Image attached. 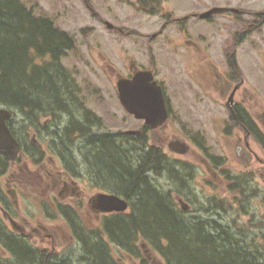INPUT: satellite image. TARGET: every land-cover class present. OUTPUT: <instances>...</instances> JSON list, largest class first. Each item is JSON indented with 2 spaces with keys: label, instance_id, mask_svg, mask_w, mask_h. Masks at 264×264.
Here are the masks:
<instances>
[{
  "label": "rangeland",
  "instance_id": "rangeland-1",
  "mask_svg": "<svg viewBox=\"0 0 264 264\" xmlns=\"http://www.w3.org/2000/svg\"><path fill=\"white\" fill-rule=\"evenodd\" d=\"M20 1L34 14L51 18L58 29L72 37L74 44L61 57V70L73 79L74 85L84 88L82 92L92 107L95 105L87 90H97L98 95L107 99L108 124L112 120L113 102L118 105L115 90L117 73L126 75L132 62L139 67H147L154 57L160 70L166 72L167 88L172 95L168 138H185L190 149L180 155L170 153L165 145L170 156L168 167L164 169H171L174 176L170 177L169 172L152 174L153 184L163 192H169L175 206L184 209L186 218L192 221L216 219L220 224L241 228L260 242L264 240V145L252 135L247 137L251 157L247 158L246 169L245 160L235 151L238 136L242 138L244 133L229 119L224 100L213 88L201 83V77L196 73V59L194 68L188 67L196 74L189 77L190 71L182 69L183 59L173 50L178 46L171 45L173 49L170 50L169 46L161 44L164 36L182 43V39L190 35L201 40L202 44L210 43L208 50H216L219 55L217 65L222 71H228L227 55L234 52L235 66L243 78L238 92L244 98L247 113L264 136V18L261 15L264 0ZM143 1L146 3L142 4ZM214 6H234L244 12L240 15L214 14L209 18L192 17L183 21L181 26L173 22L166 26L156 41H149L148 34L157 31L169 16L202 13ZM104 21L112 23L115 28H107ZM185 28L189 30L186 35L182 33ZM234 41L237 45L233 47ZM63 85L69 86L62 82L61 89ZM61 91V95L66 92ZM14 117L18 119L14 124L17 135L21 136L28 127L23 126L20 119L22 110H16ZM29 119L36 123V116ZM120 124L123 130H127L135 127L136 123L123 109ZM199 142L206 150L200 148ZM132 154L133 151L128 152L130 159ZM200 155L221 157L215 176L204 169L199 162ZM190 170L194 171V176ZM81 172L84 173L85 169ZM83 224L89 229L96 227L94 220ZM70 249L76 261L80 255L78 244ZM112 249L116 257L124 258L119 248L113 246ZM151 257L156 260L153 264H164L156 253Z\"/></svg>",
  "mask_w": 264,
  "mask_h": 264
},
{
  "label": "flooded vegetation",
  "instance_id": "flooded-vegetation-1",
  "mask_svg": "<svg viewBox=\"0 0 264 264\" xmlns=\"http://www.w3.org/2000/svg\"><path fill=\"white\" fill-rule=\"evenodd\" d=\"M192 17H198L196 12L182 17L169 16L157 31L148 34L149 41H156L157 37L163 35L168 24L175 22L181 26L183 21ZM188 31L186 28L182 29L184 35ZM182 40L179 43L164 36L161 44L169 46L170 50L173 49L171 45L178 46L173 50L183 59L184 72L188 67L194 68L197 61L196 73L201 77V83L217 91L218 96L224 100L229 115L234 111L243 112L244 115L239 113L242 118L235 120L230 115L229 119L244 133L242 138L238 136L239 143L235 151L245 160L247 169V158L251 157L247 142L250 134L247 135V108L244 98L238 92L242 88L243 78L235 66L234 52L227 55L228 71H222L217 65L219 55L215 53L216 50H208L210 43L202 44L201 40H196L191 35ZM236 45L237 42L234 41L233 47ZM138 70L151 71L153 79L161 88L167 118L154 127L147 124L145 119L136 118L134 114L127 112L120 101L116 83L119 106L113 102L110 111L113 121L108 124L107 99L98 95L97 90H87L95 105L92 107L82 92L84 88L74 85L73 79L68 75L66 82L69 86L60 88L66 90L63 95H57L50 104L41 97L36 113H32V116H36V123H31L29 119L30 109H22L23 117L20 119L24 122L23 126H28L23 135H17L14 126L18 121L14 117L16 109L8 108L11 115L7 124L20 147L13 159L0 154V264H87L86 248L76 239L77 230L83 227L90 233V227L83 222L94 220L96 227L92 229L97 230L106 217L123 213L115 210L101 211L103 205L99 202V195L117 196L126 200L128 209L130 207L129 198L122 194V183L108 173V166L111 164L107 159L109 146L119 162L125 145L129 152L134 153L158 150L163 158L161 163L164 168L168 167L170 156L166 153L165 145L170 153L180 154L171 149L173 142L179 140L188 146V150L180 155L188 153L190 144L185 138H168L167 123L172 114L173 101L167 88L166 72L160 70L156 59L152 57V63L147 67H139L132 62L126 75L117 73V80L132 78ZM189 71V77L196 74L191 69ZM66 82L63 81V84L66 85ZM121 109L136 123L132 129L121 128ZM199 144L201 149L206 150L202 143ZM220 158L219 155L217 159L202 155L199 162L215 176ZM81 169H85V172L82 173ZM188 173L186 176H189ZM190 173L194 176V171L190 170ZM178 199L181 201L180 197ZM77 224L81 225L79 229L75 228ZM75 243L78 244L80 254L76 261L72 258L73 252L70 249ZM119 250L124 258L111 253L117 264H153L156 260L151 255H158L156 250L146 244L141 250L142 256Z\"/></svg>",
  "mask_w": 264,
  "mask_h": 264
},
{
  "label": "trees",
  "instance_id": "trees-1",
  "mask_svg": "<svg viewBox=\"0 0 264 264\" xmlns=\"http://www.w3.org/2000/svg\"><path fill=\"white\" fill-rule=\"evenodd\" d=\"M73 44L72 37L48 16L34 14L20 0H0V105L16 110L26 107L32 116L41 97L52 103L68 78L61 70V57ZM234 112L230 115L235 120L242 118L239 113L244 115ZM247 131L264 145V136L248 113ZM110 149L108 173L122 183L130 207L128 212L106 217L90 233L76 225L81 227L76 239L86 248L87 264H117L111 244L142 256L140 239L165 264H264L263 239L260 242L216 219L192 221L175 206L169 192L153 184L152 174L174 176L171 169H160L163 158L158 150L133 152L130 159L126 146L119 162Z\"/></svg>",
  "mask_w": 264,
  "mask_h": 264
},
{
  "label": "water",
  "instance_id": "water-1",
  "mask_svg": "<svg viewBox=\"0 0 264 264\" xmlns=\"http://www.w3.org/2000/svg\"><path fill=\"white\" fill-rule=\"evenodd\" d=\"M239 12L240 10L235 7L215 6L200 13L199 17L206 18L213 14H233ZM105 25L110 29L114 27L108 21H105ZM116 85L119 91L120 101L125 109L129 113L134 114L136 118L145 119V122L152 127L162 123L167 118L161 88L153 80L151 71L138 70L132 78H119ZM9 115V110L0 107V154L6 158L13 159L19 150V144L6 124ZM171 149L181 154L188 150V146L176 140L171 145ZM99 202L103 205L101 208L103 212L113 210L124 211L128 207L124 199L114 195H99Z\"/></svg>",
  "mask_w": 264,
  "mask_h": 264
},
{
  "label": "bare ground",
  "instance_id": "bare-ground-1",
  "mask_svg": "<svg viewBox=\"0 0 264 264\" xmlns=\"http://www.w3.org/2000/svg\"><path fill=\"white\" fill-rule=\"evenodd\" d=\"M64 86V85H63ZM70 88V87H69ZM72 91V90H71ZM74 93V92H73ZM63 98H64V96H63ZM62 99V98H61ZM59 100V99H58ZM51 101H53V100H51ZM55 101V100H54ZM63 101H64V99H63ZM67 101V100H66ZM48 103V102H47ZM44 104H46V102L44 103ZM50 104V103H49ZM49 106V105H48ZM47 106V109H49V107ZM30 107V106H29ZM44 108V107H43ZM19 109H21V108H19ZM34 110V109H33ZM50 110V109H49ZM35 111V110H34ZM32 113H33V111H32ZM36 113V112H35ZM31 114V113H30ZM34 114V113H33ZM32 114V115H33ZM29 116V115H28ZM178 182L179 181H177V184H178ZM172 183V182H171Z\"/></svg>",
  "mask_w": 264,
  "mask_h": 264
}]
</instances>
